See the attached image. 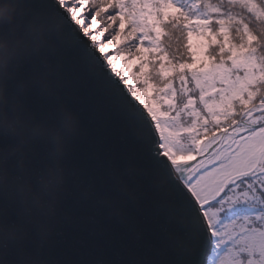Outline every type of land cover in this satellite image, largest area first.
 <instances>
[{
	"label": "water",
	"instance_id": "95a60500",
	"mask_svg": "<svg viewBox=\"0 0 264 264\" xmlns=\"http://www.w3.org/2000/svg\"><path fill=\"white\" fill-rule=\"evenodd\" d=\"M0 7V31L11 28V11L12 23L35 21L46 35L20 59L10 88L21 87L37 119L66 106L76 122L50 215L29 218L0 190V264H208L211 227L184 172L198 162L175 164L162 151L150 112L59 0H0ZM14 143L0 132V149ZM46 154L44 142L33 144L31 167H43ZM9 166L23 162L12 157Z\"/></svg>",
	"mask_w": 264,
	"mask_h": 264
},
{
	"label": "rangeland",
	"instance_id": "374dc122",
	"mask_svg": "<svg viewBox=\"0 0 264 264\" xmlns=\"http://www.w3.org/2000/svg\"><path fill=\"white\" fill-rule=\"evenodd\" d=\"M59 1L96 48L107 56L113 71L150 112L158 128L162 151L175 164L198 162L191 164L184 172L211 227L214 242L208 264H264V230L259 231L256 226L251 228L244 224L239 234L232 222V215L225 217L221 204H217L229 184L247 175L264 158V127L259 129L264 126V109L260 107L264 105L263 97L254 99L252 105L241 104L238 120L228 128L183 144L177 128V124L182 128L183 118L172 121V108H176L177 103L169 105L172 99L161 93L164 83L157 75L158 70L169 73L176 95L181 92L187 102L193 103L187 75L191 65L204 66L208 77L214 82H223L228 78L251 81L260 69L254 54L242 51L229 64L231 42L224 41L212 29L208 19H196L194 22L197 26L187 31L186 41H181L177 46L178 52L174 50L175 58L160 53L151 55L143 48V38L133 34L128 26L125 30V20L118 19L110 12V0V6L108 0ZM169 2L182 8L177 0ZM147 9L151 10V5ZM150 19H154L153 13H150ZM206 49L207 56L204 55ZM247 124L258 126L251 129ZM208 150L211 153L205 156Z\"/></svg>",
	"mask_w": 264,
	"mask_h": 264
},
{
	"label": "trees",
	"instance_id": "16d2710c",
	"mask_svg": "<svg viewBox=\"0 0 264 264\" xmlns=\"http://www.w3.org/2000/svg\"><path fill=\"white\" fill-rule=\"evenodd\" d=\"M110 1L113 16L124 19L133 34L143 38V48L151 55L160 53L175 58L174 50L178 52L177 46L181 41H186L187 31L197 26L194 22L196 19H208L212 29L224 41L231 42L229 64L237 53L251 51L254 54L260 69L251 81L228 78L223 82H214L208 77L204 66L191 65L187 75L191 87L190 98L193 97L194 104L187 102L181 92L176 95L169 73L158 70L157 75L164 83L161 93L172 99L169 105L177 103L176 108H172V121L183 118L182 128L177 124L181 143H190L213 131L228 128L238 120L241 104L252 105L254 99L259 97H263L264 102V0H178L182 12L172 20L161 14L168 0ZM107 2L110 6L109 0ZM149 5L151 10L147 9ZM150 13L154 14V19H150ZM204 52L207 56L208 50ZM260 107L264 109V105ZM217 204H221L225 217L232 215V222L239 234L244 224L251 228L256 226L259 231L264 230V158L247 175L229 184Z\"/></svg>",
	"mask_w": 264,
	"mask_h": 264
},
{
	"label": "clouds",
	"instance_id": "9594fccd",
	"mask_svg": "<svg viewBox=\"0 0 264 264\" xmlns=\"http://www.w3.org/2000/svg\"><path fill=\"white\" fill-rule=\"evenodd\" d=\"M5 17L6 9L0 7V25ZM7 20L11 28L0 31V132L12 136L15 143L0 149V190L9 192L29 218L45 217L53 212L65 183L63 157L76 122L66 106H60L53 119H37L23 105L21 87L10 88L20 59L38 51L46 35L43 26L35 21L12 23L11 11ZM41 141L47 146L45 163L33 169L29 152L33 144ZM12 157H18L23 166L11 168Z\"/></svg>",
	"mask_w": 264,
	"mask_h": 264
},
{
	"label": "snow or ice",
	"instance_id": "6c2138e0",
	"mask_svg": "<svg viewBox=\"0 0 264 264\" xmlns=\"http://www.w3.org/2000/svg\"><path fill=\"white\" fill-rule=\"evenodd\" d=\"M182 12V10L175 4L169 2L167 6L163 7L161 9L162 17H166L168 20H172L174 17L179 15ZM185 17L187 16L186 13L183 14ZM193 20L195 18H192ZM127 29V24L125 26V30Z\"/></svg>",
	"mask_w": 264,
	"mask_h": 264
}]
</instances>
